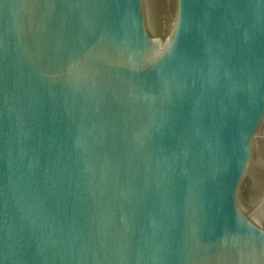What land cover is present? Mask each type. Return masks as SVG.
Returning <instances> with one entry per match:
<instances>
[{
	"label": "water",
	"instance_id": "95a60500",
	"mask_svg": "<svg viewBox=\"0 0 264 264\" xmlns=\"http://www.w3.org/2000/svg\"><path fill=\"white\" fill-rule=\"evenodd\" d=\"M0 264H264V0H0Z\"/></svg>",
	"mask_w": 264,
	"mask_h": 264
}]
</instances>
